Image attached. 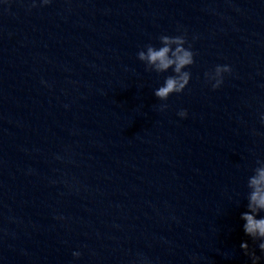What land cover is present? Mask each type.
Here are the masks:
<instances>
[{"label": "clouds", "instance_id": "clouds-1", "mask_svg": "<svg viewBox=\"0 0 264 264\" xmlns=\"http://www.w3.org/2000/svg\"><path fill=\"white\" fill-rule=\"evenodd\" d=\"M50 0H43L44 4ZM35 6V5H34ZM161 46L159 48L149 44L145 46L146 50H140L137 57L145 63L146 70L164 73L172 69L174 75L165 78L164 84L154 91V95L161 101H165L173 93H181L189 84L191 73L185 71L187 67L194 63V53L191 46L185 47L187 43L184 35L159 37ZM232 69L228 65H217L213 73H205L209 80H214L213 89L220 87L223 83V74L231 73ZM167 105L160 106L161 110ZM178 115L182 118L187 116L186 110L179 111ZM261 122L264 123V114L261 115ZM248 211L244 212L241 219L245 221L243 225L244 232L253 241H259L258 248L264 254V216L257 219L260 213H264V161H258V166L254 169V174L248 179ZM244 254L250 258L251 264H260L261 256H258L255 250L249 248L248 243L241 244ZM75 257H79V252H74Z\"/></svg>", "mask_w": 264, "mask_h": 264}]
</instances>
